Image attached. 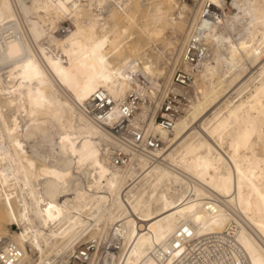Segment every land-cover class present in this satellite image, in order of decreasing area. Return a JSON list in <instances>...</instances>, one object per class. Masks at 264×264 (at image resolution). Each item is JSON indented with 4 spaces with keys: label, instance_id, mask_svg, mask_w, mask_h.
Returning a JSON list of instances; mask_svg holds the SVG:
<instances>
[{
    "label": "bare ground",
    "instance_id": "6f19581e",
    "mask_svg": "<svg viewBox=\"0 0 264 264\" xmlns=\"http://www.w3.org/2000/svg\"><path fill=\"white\" fill-rule=\"evenodd\" d=\"M230 1L0 0L2 262L264 264V0Z\"/></svg>",
    "mask_w": 264,
    "mask_h": 264
},
{
    "label": "built area",
    "instance_id": "2783aa9c",
    "mask_svg": "<svg viewBox=\"0 0 264 264\" xmlns=\"http://www.w3.org/2000/svg\"><path fill=\"white\" fill-rule=\"evenodd\" d=\"M191 79V74L183 69H178L175 73V83L181 86H189ZM133 98V96H131ZM189 99L186 94L169 92L159 109V113L156 117L157 123L164 128L165 130H170L173 125L175 119L183 115L185 113V107L188 104ZM114 103L108 96H99L96 95V101L93 104L88 106V111L91 112L95 116H104L106 112L111 109L112 104ZM126 102L123 101V104ZM126 108V105L124 106ZM123 128V125L120 126V129ZM116 132L119 133V129L114 128ZM125 129V128H124ZM123 129V130H124ZM120 130V131H123ZM128 132L127 128L124 133ZM127 138L131 140V144L136 152L143 153L148 156L151 160H159L161 157L157 153L158 150L162 149L164 146V141L156 134H146L145 130L139 128L137 130H133L128 132ZM125 137V136H124ZM113 158L116 163H124L128 155L121 151H114ZM94 244L91 242H86L78 247L75 253L72 255V260L70 264H88L90 260V251ZM0 264H5L0 260Z\"/></svg>",
    "mask_w": 264,
    "mask_h": 264
},
{
    "label": "rangeland",
    "instance_id": "374dc122",
    "mask_svg": "<svg viewBox=\"0 0 264 264\" xmlns=\"http://www.w3.org/2000/svg\"><path fill=\"white\" fill-rule=\"evenodd\" d=\"M230 2H231V1H230V0H228V3H230ZM68 21H69V20H68ZM68 21H65V23H64L66 27H69V26H71V25H70V23H68ZM167 34H169V33H167ZM168 50L170 51V50H172V49H171L170 47H169V48H167V50L165 51L166 57L170 56V53H171V52H169ZM167 55H168V56H167ZM162 63H163V62H162ZM178 68H179V67H178ZM178 68H177V70H178ZM81 242H82V241H81ZM85 243H86V242H85V241H83V243H82V244H85ZM82 244H81V245H82ZM79 246H80V245H79ZM93 250H94V247L92 248V251H93ZM69 264H70V263H69Z\"/></svg>",
    "mask_w": 264,
    "mask_h": 264
}]
</instances>
